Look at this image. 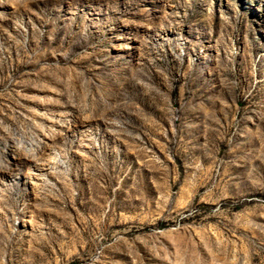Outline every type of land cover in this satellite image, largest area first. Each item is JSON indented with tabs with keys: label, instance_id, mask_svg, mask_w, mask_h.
Here are the masks:
<instances>
[{
	"label": "rangeland",
	"instance_id": "rangeland-1",
	"mask_svg": "<svg viewBox=\"0 0 264 264\" xmlns=\"http://www.w3.org/2000/svg\"><path fill=\"white\" fill-rule=\"evenodd\" d=\"M0 264H264V0H0Z\"/></svg>",
	"mask_w": 264,
	"mask_h": 264
}]
</instances>
